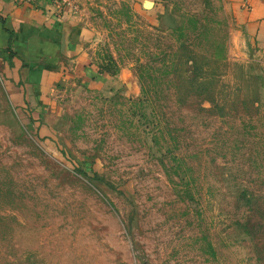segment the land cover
Listing matches in <instances>:
<instances>
[{"label":"rangeland","instance_id":"rangeland-1","mask_svg":"<svg viewBox=\"0 0 264 264\" xmlns=\"http://www.w3.org/2000/svg\"><path fill=\"white\" fill-rule=\"evenodd\" d=\"M72 2L103 77L12 90L0 48V264H264V55L229 1Z\"/></svg>","mask_w":264,"mask_h":264},{"label":"crops","instance_id":"crops-1","mask_svg":"<svg viewBox=\"0 0 264 264\" xmlns=\"http://www.w3.org/2000/svg\"><path fill=\"white\" fill-rule=\"evenodd\" d=\"M228 1L244 36L264 55V0ZM65 9L49 0H0V48L10 89L33 91L39 83L44 90L68 70L64 60L87 81L103 77L88 52L89 28Z\"/></svg>","mask_w":264,"mask_h":264},{"label":"trees","instance_id":"trees-1","mask_svg":"<svg viewBox=\"0 0 264 264\" xmlns=\"http://www.w3.org/2000/svg\"><path fill=\"white\" fill-rule=\"evenodd\" d=\"M108 61H109V63H110V66H115V67H117L116 66V63H115V61H114V59H113V57L110 55V56H108ZM109 65V64H108ZM139 67L140 68H138V77H139V79H140V82H141V87H142V94H143V96L145 97V93H148V91L145 89V87L143 86V78H144V75H143V70H141V65H139ZM104 69V71H106V72H110L111 74H116L117 73V69L115 70H110V68L109 67H104L103 68ZM143 98V97H142Z\"/></svg>","mask_w":264,"mask_h":264},{"label":"built area","instance_id":"built-area-1","mask_svg":"<svg viewBox=\"0 0 264 264\" xmlns=\"http://www.w3.org/2000/svg\"><path fill=\"white\" fill-rule=\"evenodd\" d=\"M31 3L33 0H23ZM57 9L61 10L62 7L72 8L74 6L72 0H49ZM246 9L250 8V4L246 1L243 5Z\"/></svg>","mask_w":264,"mask_h":264}]
</instances>
